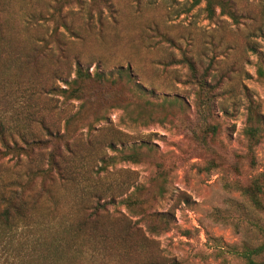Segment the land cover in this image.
I'll list each match as a JSON object with an SVG mask.
<instances>
[{
    "label": "rangeland",
    "instance_id": "obj_1",
    "mask_svg": "<svg viewBox=\"0 0 264 264\" xmlns=\"http://www.w3.org/2000/svg\"><path fill=\"white\" fill-rule=\"evenodd\" d=\"M48 1L39 0L38 8H46ZM107 1L111 8L108 4L106 8L104 1L94 8L96 11L100 6L103 12L101 36L94 31L81 38H67L68 54L73 57L67 79L75 77L74 57H78L84 69L92 74L103 72L113 82L102 86L99 94L88 92L87 111L70 124L67 134L75 148L88 150L82 162L89 174L80 181L105 189L102 202L114 196L113 203L107 204L105 221L112 227L128 225L130 237L120 247L111 242L89 244L82 239L85 250L75 264H246L240 254L246 247L261 243L259 225H264V214L238 189L227 187L231 175L217 167L198 170L205 158L188 126L198 121V86L191 82L189 65L175 61L186 54L200 74L207 72L206 79L214 87L212 122L219 123L221 131L209 138V144L228 158L243 153L251 100L264 118V0H222L223 5L213 4L212 15L206 0L195 5L196 0ZM3 2L9 11L3 18L9 50L23 44L30 47L34 36H44L52 28L47 23L25 27L22 16L29 5L24 0ZM64 13L76 27L86 30V8L75 4L65 7ZM165 34L176 44L161 37ZM128 67L133 82L122 81L118 74L119 68ZM55 83L67 87L62 79ZM136 83L144 84L146 96ZM175 96L187 104V111L168 107L169 114H163L159 102ZM34 102L47 106L45 112L52 109L50 117L58 121L61 132L66 119L75 115L81 104V100L66 99L62 93ZM139 106L146 112L153 106L152 114L144 113L147 119L137 120ZM133 145H140L138 161L121 156ZM257 157L254 168L245 162L240 177L243 182L264 170V138ZM29 167L25 157L18 162L9 154L0 160V195L9 196L15 189L25 196L26 190L39 188L40 177L29 186ZM76 182L47 181L50 193L41 198L60 206L58 218L77 214V210H70L77 196ZM111 185L117 186L110 193L107 187ZM3 208L1 203L0 211ZM34 215L31 222L49 219L39 211ZM54 223L60 225L61 221ZM26 226L24 222L15 225V237L14 231L3 235L0 226V264L19 263L14 254H22L23 248L15 247L26 242Z\"/></svg>",
    "mask_w": 264,
    "mask_h": 264
},
{
    "label": "trees",
    "instance_id": "obj_2",
    "mask_svg": "<svg viewBox=\"0 0 264 264\" xmlns=\"http://www.w3.org/2000/svg\"><path fill=\"white\" fill-rule=\"evenodd\" d=\"M24 1L30 7L22 16L25 27L38 28L47 23L52 28L44 36H34V43L30 47L23 44L15 46L13 51L9 50L4 26L6 18L3 20L4 12L9 11L3 0H0V160L9 154L16 157L18 162H22L25 157L30 164L29 186L31 187L39 177L42 180L39 188L26 190L25 196L19 195L15 189L9 196L0 195V204L4 205L0 211L1 232L4 235L6 231H14L15 225L27 223V230L24 229L26 242H16L17 246L14 244L15 248L19 249L21 246L23 248L22 254L21 251L18 252V257L14 254L15 261L17 259L19 261L18 264H75V262L79 263L81 258L79 254L85 250L82 239L89 244L92 241L105 245L111 242L112 245L115 243L120 247L122 242L126 241V237H130L128 225L122 228L112 227V224L109 225L105 221L108 214L107 204L113 203L114 196L111 194L112 197L108 202H102L105 189L99 190L97 188L99 186L95 183L88 185L80 181L89 174L86 164L82 162L88 150L79 151L75 148V144L70 142L67 134L70 124L86 113L90 101L88 92L94 90L99 94L102 86L113 82L103 72L97 70L92 74L89 69H84L78 57H74L75 77L68 80L72 73L73 67L70 61L73 57L68 54L70 42L67 38H81L88 32L94 31H98L99 33H94L101 36V31H104L103 12L100 6L96 11L94 8L101 1L106 3V8H108L107 4L110 8L112 5L107 0H49L46 8H38L39 0ZM200 1L196 0L194 5ZM222 2V0H206L208 13L213 14L214 3L222 4ZM75 4L81 9L86 8V30L76 27L64 13L65 7ZM232 16L234 17L233 14ZM156 30L159 32V29ZM161 37L173 45L176 44V41L166 34ZM175 62L189 65L187 66L193 80L191 82L198 86L196 102L198 121L188 124L192 137L201 145L199 151L205 158V163L201 164L198 170L210 171L217 167L231 175L232 180L227 182V187L238 189L259 213L264 214V170L259 171L246 182L240 178L244 174L245 162L252 168L258 163L257 150L264 138V118L258 105L251 100L247 106L244 127L247 140L245 151L240 154L234 153L232 158L224 156L211 143L209 144V138L216 137L221 127L219 123L212 122L214 114L211 97L214 87L206 79L207 72L200 74L194 62L186 54H182ZM261 73L264 74V71ZM118 74L122 81L133 82L130 67L119 68ZM59 79H62L67 87L60 88L55 83V80ZM136 87L143 96H146L144 84L136 83ZM56 93H62L66 99L81 100L77 113L66 119L63 132L58 121L50 117L53 114L52 109L48 107L49 111L45 112L47 106L34 102L37 99H48L50 94ZM159 105L162 113L167 115L168 107H177L182 113H185L188 107L177 96L164 98ZM139 109L137 112L139 117L136 119L145 120L147 118L144 115L152 114L153 106L150 112L144 111L143 106H139ZM128 112L131 114L130 111ZM110 144L113 146V141ZM139 147L140 145H133L128 153L122 151L121 156L126 160L138 161ZM58 179L77 181L75 183L77 196L75 195L70 208L71 211L77 210V214L74 216L66 214L69 218H58L57 211L60 210V206L41 198L50 193L47 181L55 182ZM79 182H81L80 187ZM116 186L107 188L112 192ZM41 203L44 205H40ZM138 206L141 208L142 203ZM38 211L49 216V219L31 222ZM54 219L61 221L60 225L55 224ZM259 226L263 233L261 243L246 247L240 254L246 260V264H264V225L261 223ZM15 232L12 234L13 237ZM185 234H191V231L185 230ZM126 245L128 247V244ZM11 264L14 262L11 261Z\"/></svg>",
    "mask_w": 264,
    "mask_h": 264
}]
</instances>
